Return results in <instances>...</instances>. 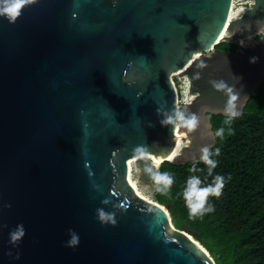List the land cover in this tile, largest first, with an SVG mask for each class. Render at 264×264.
I'll return each mask as SVG.
<instances>
[{
  "label": "water",
  "instance_id": "95a60500",
  "mask_svg": "<svg viewBox=\"0 0 264 264\" xmlns=\"http://www.w3.org/2000/svg\"><path fill=\"white\" fill-rule=\"evenodd\" d=\"M233 2L37 0L15 23L0 16V264H216L129 171L155 190L147 167L214 145L208 112L224 113L228 97L209 80L235 85L241 111L262 83L264 0L237 16ZM175 74L200 117L193 133L160 123L158 108H181Z\"/></svg>",
  "mask_w": 264,
  "mask_h": 264
},
{
  "label": "trees",
  "instance_id": "16d2710c",
  "mask_svg": "<svg viewBox=\"0 0 264 264\" xmlns=\"http://www.w3.org/2000/svg\"><path fill=\"white\" fill-rule=\"evenodd\" d=\"M226 44L230 43L222 41L217 46ZM208 116L214 134L220 127L226 130L223 138L215 136L212 146L213 152L220 149V154L213 157L218 161L213 176H208L207 166L199 160H166L160 171L172 173L175 183L170 195L155 191L154 199L170 207L175 226L195 235L216 264H264V79L242 115L230 125L224 124V113L208 112ZM194 162L195 173L190 171ZM216 174L223 175L227 182L221 197H210L215 210L190 218L182 195L187 179L196 175L208 184Z\"/></svg>",
  "mask_w": 264,
  "mask_h": 264
},
{
  "label": "clouds",
  "instance_id": "9594fccd",
  "mask_svg": "<svg viewBox=\"0 0 264 264\" xmlns=\"http://www.w3.org/2000/svg\"><path fill=\"white\" fill-rule=\"evenodd\" d=\"M37 0H0V16L8 19L10 23H15L17 19L22 15L23 10L35 4ZM258 57H251L250 62H257ZM238 78L235 76V80ZM209 84L212 85L217 91L224 92L228 99L223 106V112L226 117L224 124L230 125L233 120L242 115V111L239 106L240 94L235 90V85H229L224 80H209ZM158 115L161 117L160 123L162 126H173L174 129L184 128L188 133L195 132L200 126V117L194 112H188L182 110L179 104H175L172 109H157ZM225 128L220 127L215 136L223 138L225 135ZM231 129L229 128V132ZM137 152L143 154L144 149L138 148ZM199 161L203 162L207 166V174L212 177L213 172L217 167L218 161L213 157L220 154V149L216 148L213 152L212 146L205 144L199 148ZM161 161H155L153 166L147 167L146 172L150 175L153 182L155 191L162 195L168 196L171 193L172 187L175 183V177L172 173L167 171H160ZM191 172L197 171L195 162L193 163ZM230 179V177H229ZM226 179L223 175L216 174L211 183L205 184L199 176L192 175L187 181L183 189L182 195L185 206L188 209L189 217L192 219L203 217L204 215L211 213L215 210L214 205L210 202V197H221L223 189L226 185ZM107 203V201H105ZM11 207V205H6ZM98 219L102 224L111 223L113 226L117 224V220L113 214L105 212L103 209H98ZM3 227H6L4 225ZM24 226L18 225L10 232V243L13 246H18L22 238L25 236ZM70 239L67 241V246L77 247L80 243L79 235L72 229H69ZM9 256H12V252L9 251ZM16 259H19V253L16 254Z\"/></svg>",
  "mask_w": 264,
  "mask_h": 264
},
{
  "label": "bare ground",
  "instance_id": "6f19581e",
  "mask_svg": "<svg viewBox=\"0 0 264 264\" xmlns=\"http://www.w3.org/2000/svg\"><path fill=\"white\" fill-rule=\"evenodd\" d=\"M249 0H246V3L248 2ZM246 3H241V2H239L238 4H237V0H234V2H233V10H232V12H233V16H237L238 14H240L243 10H244V8H245V6H244V4H246ZM237 4V5H236ZM175 76H179V74H175L174 75V77H173V80H174V82H175V84L177 85L178 83L176 82V80H175ZM186 82H187V85H188V80L186 79ZM180 86V85H179ZM179 86L177 85V88H178V91H179ZM179 93H180V91H179ZM183 95H184V97L183 98H181V95H179L180 96V98H181V100L180 101H186L187 102V94L185 95V93L183 92ZM182 101V102H183ZM184 101V102H185ZM186 143L182 140V139H180L179 138V142H178V149L179 148H181L182 146H184ZM178 149H177V151H178ZM129 178H130V180H131V182H132V184L134 185V187H135V189L137 190V192L141 195V196H144V197H146V198H148V199H151V200H155L154 198H152L149 194H147L146 193V191H145V189H143L142 187H141V184H139V182H138V180H137V178H136V175H135V168H134V166H133V164H132V162H130V171H129ZM165 208H166V206H164Z\"/></svg>",
  "mask_w": 264,
  "mask_h": 264
},
{
  "label": "rangeland",
  "instance_id": "374dc122",
  "mask_svg": "<svg viewBox=\"0 0 264 264\" xmlns=\"http://www.w3.org/2000/svg\"><path fill=\"white\" fill-rule=\"evenodd\" d=\"M241 1H243V2H241ZM239 2H241V3H245L246 1L245 0H237V4L239 3ZM236 4V5H237ZM244 6H245V4H244ZM247 6V5H246ZM176 78H175V80H176V82L178 83L177 85L179 86V91H180V94H181V98H183L184 97V95H183V92L185 93V95L187 94L186 92H187V82H186V77L185 76H181V75H179L178 77L177 76H175ZM189 98L187 97V100H188ZM183 101V100H182ZM180 101L181 103H180V106H181V108H185V102L183 101ZM185 110V109H184ZM186 111V110H185ZM209 141L210 142H214L215 141V137H214V135H210V139H209ZM141 187L143 188V189H145V191H146V193L147 194H149L152 198H154L155 197V190L153 189V188H151L150 186H148V185H141Z\"/></svg>",
  "mask_w": 264,
  "mask_h": 264
},
{
  "label": "flooded vegetation",
  "instance_id": "af4514ba",
  "mask_svg": "<svg viewBox=\"0 0 264 264\" xmlns=\"http://www.w3.org/2000/svg\"><path fill=\"white\" fill-rule=\"evenodd\" d=\"M221 48H224V49H227V50L234 51V50L237 48V45L234 46V45H232V44H226L224 47H221Z\"/></svg>",
  "mask_w": 264,
  "mask_h": 264
},
{
  "label": "built area",
  "instance_id": "2783aa9c",
  "mask_svg": "<svg viewBox=\"0 0 264 264\" xmlns=\"http://www.w3.org/2000/svg\"><path fill=\"white\" fill-rule=\"evenodd\" d=\"M245 1H246V0H245ZM249 1H250V0H249ZM249 1H248L247 3L245 2V3H246V4H245V7H246V5H248ZM241 2H243V1H241ZM179 100H181V98H180Z\"/></svg>",
  "mask_w": 264,
  "mask_h": 264
},
{
  "label": "snow or ice",
  "instance_id": "6c2138e0",
  "mask_svg": "<svg viewBox=\"0 0 264 264\" xmlns=\"http://www.w3.org/2000/svg\"><path fill=\"white\" fill-rule=\"evenodd\" d=\"M173 155H175V153H173ZM171 158H172L171 156L168 157V159H171Z\"/></svg>",
  "mask_w": 264,
  "mask_h": 264
}]
</instances>
